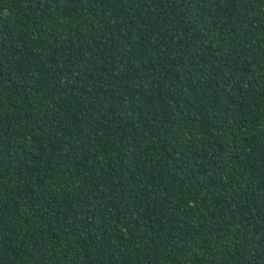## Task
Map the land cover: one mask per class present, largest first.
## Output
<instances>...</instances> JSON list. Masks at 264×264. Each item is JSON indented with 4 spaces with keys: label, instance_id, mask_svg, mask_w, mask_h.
<instances>
[{
    "label": "trees",
    "instance_id": "1",
    "mask_svg": "<svg viewBox=\"0 0 264 264\" xmlns=\"http://www.w3.org/2000/svg\"><path fill=\"white\" fill-rule=\"evenodd\" d=\"M0 264H264V0H0Z\"/></svg>",
    "mask_w": 264,
    "mask_h": 264
}]
</instances>
